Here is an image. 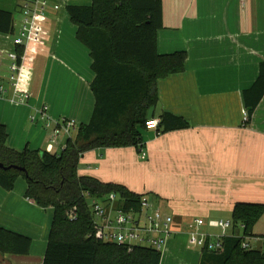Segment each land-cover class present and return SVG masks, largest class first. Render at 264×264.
<instances>
[{"label": "crops", "instance_id": "0c3cea01", "mask_svg": "<svg viewBox=\"0 0 264 264\" xmlns=\"http://www.w3.org/2000/svg\"><path fill=\"white\" fill-rule=\"evenodd\" d=\"M48 1L46 36L37 48L28 86L31 98L23 103L12 101L10 94L0 95V123L7 127V145L17 150L46 149L57 120L88 123L95 107L90 50L71 41L67 17L60 7L54 9L58 1L84 6L93 0ZM161 1L158 51L161 55L183 51L187 58L184 71L158 80L159 101L151 118L161 119L169 112L181 116L189 127L163 131L160 124L158 129H142L141 148L87 151L78 173L123 184L173 216V234L160 264H200L203 249L189 241L194 219L231 220L237 202L264 203V97L248 125L243 98L264 62V0ZM20 6L21 0H0V10L13 19L12 30L0 32L4 83L10 73L9 53L17 49L13 39L22 20ZM43 104L49 107V119L33 121ZM65 144L61 139L55 152ZM26 191L21 177L12 191L0 187V226L32 239L29 254L4 255L8 264H42L48 243L53 209L37 205ZM258 224L254 231L264 236Z\"/></svg>", "mask_w": 264, "mask_h": 264}, {"label": "trees", "instance_id": "16d2710c", "mask_svg": "<svg viewBox=\"0 0 264 264\" xmlns=\"http://www.w3.org/2000/svg\"><path fill=\"white\" fill-rule=\"evenodd\" d=\"M68 13L77 26L78 40L89 48L92 57V118L78 125L58 153L9 147L7 127L0 123V162L25 168L0 167V187L12 191L17 179L24 176L26 196L43 208L53 209L42 264H160L162 253L156 250H129L89 236L94 229L85 192L98 198L115 193L127 207H138L142 195L123 184L79 175L78 169L87 151L143 146L142 129L146 128L148 111L159 101L157 82L184 71L187 55L183 51L161 55L158 51L157 32L163 27L161 0H93L91 5L68 6ZM12 28V15L0 10V32ZM263 97L264 62L254 83L243 92L246 125ZM160 124L163 131L189 127L185 119L169 112L162 114ZM71 209L76 210V219L69 218ZM263 216V202H237L231 220L233 230L243 226V237L225 238L220 251L203 249L200 264H264V250L242 248L244 238L263 236L254 231ZM31 246L30 236L0 226L1 255H27Z\"/></svg>", "mask_w": 264, "mask_h": 264}, {"label": "built area", "instance_id": "2783aa9c", "mask_svg": "<svg viewBox=\"0 0 264 264\" xmlns=\"http://www.w3.org/2000/svg\"><path fill=\"white\" fill-rule=\"evenodd\" d=\"M22 20L19 30L13 39L17 49L10 52L11 63L8 83L0 82V95L10 94L12 101L26 103L31 98L29 83L31 69L34 63L37 48L42 44L45 36V23L48 18L50 2L48 0H21ZM59 6L55 5L54 9ZM21 49V51H19ZM32 116L33 121L49 119V107L43 104ZM246 119V110L244 111ZM147 129H158L160 119L150 118L146 121ZM79 123L74 119L61 118L52 128L51 138L46 148L54 153L55 145L60 136L72 137ZM146 153L141 152L145 158ZM92 214L94 231L89 236L104 243H113L125 246L129 250L136 247L150 248L162 253L168 239L173 234V216L163 212L146 196L142 195L140 205L129 207L124 200L115 193H110L106 198H98L90 192L84 193ZM70 219H76L75 209L68 211ZM208 226L211 229H204ZM237 229L233 230L232 220L196 218L190 224L189 241L192 246L220 251L223 249L227 237H243ZM259 243V244H258ZM244 249L264 250L263 237H246L242 241Z\"/></svg>", "mask_w": 264, "mask_h": 264}, {"label": "rangeland", "instance_id": "374dc122", "mask_svg": "<svg viewBox=\"0 0 264 264\" xmlns=\"http://www.w3.org/2000/svg\"><path fill=\"white\" fill-rule=\"evenodd\" d=\"M56 3L59 4L60 12L62 13V15H65V16L67 17V19H66V24L69 25L70 28H71V30L73 31V36H72V40H71V41H73V42L76 41V43H78L79 45H81L80 42H79V40H78V38H77V35H76V31H77L76 25L71 21L70 16H69V13H68V6H67V5L64 6V4H63L62 2H60V1H58V2H56ZM69 6H70V5H69ZM70 34H71V33H70ZM82 57H83V54H82ZM61 139L64 140V141L67 140V138H66L65 136H60V138H59V142H58V144H57V146H58V147H57V151H58V149H60L59 144H60V142H61ZM20 177H21V179H22L23 181H26V179L24 178V176H20ZM258 225H259V226H258V227H259V230H260L261 232H263V231H264V216H263V218L260 220V223H259ZM258 244H259V243H258ZM3 257H5V256H3V255L0 254V264H8V263H6V261L4 260Z\"/></svg>", "mask_w": 264, "mask_h": 264}, {"label": "water", "instance_id": "95a60500", "mask_svg": "<svg viewBox=\"0 0 264 264\" xmlns=\"http://www.w3.org/2000/svg\"><path fill=\"white\" fill-rule=\"evenodd\" d=\"M153 113H154V107H151L150 109H149V111H148V115H147V117H148V119H150L152 116H153ZM0 167L2 168V169H5V170H8V169H10V168H16V169H19V170H21V171H25V168H23V167H19V166H15V165H13V166H5L3 163H1L0 162Z\"/></svg>", "mask_w": 264, "mask_h": 264}]
</instances>
